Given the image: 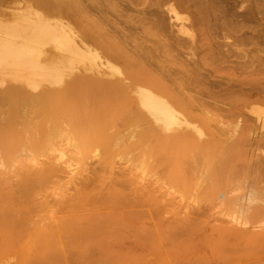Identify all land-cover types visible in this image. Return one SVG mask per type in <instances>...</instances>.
<instances>
[{"label": "bare ground", "instance_id": "6f19581e", "mask_svg": "<svg viewBox=\"0 0 264 264\" xmlns=\"http://www.w3.org/2000/svg\"><path fill=\"white\" fill-rule=\"evenodd\" d=\"M129 1L0 0V264H264V95L123 69L108 40L194 39Z\"/></svg>", "mask_w": 264, "mask_h": 264}, {"label": "rangeland", "instance_id": "374dc122", "mask_svg": "<svg viewBox=\"0 0 264 264\" xmlns=\"http://www.w3.org/2000/svg\"><path fill=\"white\" fill-rule=\"evenodd\" d=\"M1 1L11 12L16 5L39 6L43 0ZM54 1L69 8L68 19L76 14L84 23L92 19L108 31V0ZM160 4L161 0L128 2L144 12ZM194 4L192 1L185 6L179 0L181 12L189 16L187 24L194 31V39H170L168 32L152 26L149 39L108 40L109 55L125 70L135 62L138 70L148 69L170 83L191 73L203 82H220L224 87L242 83L248 93L264 95V0H210L209 12L200 11Z\"/></svg>", "mask_w": 264, "mask_h": 264}]
</instances>
